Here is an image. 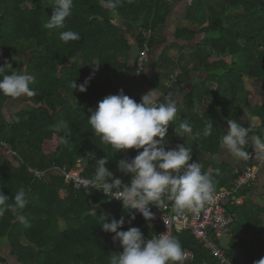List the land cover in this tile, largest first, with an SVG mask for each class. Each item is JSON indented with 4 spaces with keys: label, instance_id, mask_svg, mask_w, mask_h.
Here are the masks:
<instances>
[{
    "label": "trees",
    "instance_id": "16d2710c",
    "mask_svg": "<svg viewBox=\"0 0 264 264\" xmlns=\"http://www.w3.org/2000/svg\"><path fill=\"white\" fill-rule=\"evenodd\" d=\"M183 1L120 0L116 9L109 10L100 0H73L72 15L65 28L48 30L43 25L55 11L54 0H0V66L7 62L17 72L26 71L33 76L35 83L31 87L37 92L31 99L0 94V137L9 145V149H0L4 153L0 155V189L9 196V203H13V195L21 188L27 192L29 203L23 214L30 224L25 227L10 211L6 212L0 218V245L6 240L11 255L21 263L109 264L110 254L123 249L118 241L114 242V234L102 229V214L107 215L109 222L123 216L126 222L121 230L138 227L145 240L163 230L161 224L147 222L139 213L132 220L122 202L111 201L99 191L76 190L67 185L63 171L82 159L84 175L92 178L95 162L87 155L95 153L96 159L108 157L106 167L130 184L131 177L119 172L118 161L134 158L136 150L116 153L101 143L88 116L98 102L118 95L121 89L140 102L133 91L151 65L157 80L151 88L167 91L166 95L175 93L174 87L166 90L162 86L157 70L160 63L174 65L168 57L169 47L158 62L153 64L149 57L140 75L138 58L145 45L151 54L155 46L164 43L168 19L174 6ZM186 22L191 27H178L176 39L192 42L198 35L205 37L186 57L194 65L187 67L184 74L205 71L207 75L189 98H194L197 90L202 91L220 115H202L191 109L188 101V116L180 123L189 122L193 128L191 136L199 144L204 137L196 138L194 133L211 120L214 128L208 136L212 142L209 153H215L224 134L220 125H228V119L239 121L241 116L242 78L264 80V0H191ZM65 30L78 32L80 41H61L60 33ZM93 59L103 65L87 91L73 90L72 81L79 85L93 75V68L88 66ZM211 59L215 60L210 62ZM10 72L6 70L7 74ZM61 121L67 123L68 130L57 132L55 126ZM173 129H168L167 136L175 135ZM226 181L219 186H225ZM237 208L229 207L228 211L237 217ZM260 213L264 218V209ZM253 215L245 217L246 223L232 224L227 252L235 264H254L264 258V231L260 229L263 219ZM173 236L185 250L194 253L195 261L189 264H216L189 232L175 230ZM5 262L0 255V264Z\"/></svg>",
    "mask_w": 264,
    "mask_h": 264
},
{
    "label": "clouds",
    "instance_id": "9594fccd",
    "mask_svg": "<svg viewBox=\"0 0 264 264\" xmlns=\"http://www.w3.org/2000/svg\"><path fill=\"white\" fill-rule=\"evenodd\" d=\"M55 11L43 25L48 30L63 29L66 20L71 17L73 0H54ZM103 7L114 10L120 0H100ZM64 43L80 41L81 35L73 30L60 33ZM99 59H93L88 66L93 68V75L82 84L71 82L73 90L81 93L87 91L94 74L99 71ZM6 70H11L10 74ZM33 76L26 71L13 70L10 63L0 66V94L15 98L31 99L37 95ZM157 92L152 90L141 97L140 102L129 97L121 89L118 95L106 96L98 102V106L88 116V122L101 143L111 146L115 152L136 150L132 159L118 161V170L122 175L130 176V184L117 178L106 165L109 158L96 159L95 153L87 155L95 162V173L90 184L102 192L108 199L121 201L123 208L135 219L141 214L145 221L154 219L152 207L167 208L171 202L172 210L177 216L186 213L198 214L206 205L215 202L216 181L208 172L203 171L201 163L193 162L192 148L177 145L166 150L165 140L169 125L178 118L179 105L174 93H169L163 102H157ZM228 131L220 138V147L225 153L237 160H247L249 153L245 146L251 143L257 150V159H264V139L253 134L250 127H244L237 120L228 119ZM214 124L210 120L202 130L194 133L196 138L208 137L213 133ZM57 132L68 130L66 122L55 126ZM178 136L192 135L193 128L187 120L175 127ZM158 138V139H157ZM142 150V151H141ZM220 175V169L215 170ZM9 196L0 189V218L11 212L15 219L25 227H30L23 210L29 203L27 192L21 188L13 195V203ZM102 229L114 234V242L118 241L122 252L112 253L109 264H185L189 257L178 238L167 232L153 234L145 240L138 227H129L123 231L125 218L119 220L107 215L99 216ZM130 223V221H129ZM264 264V258L254 262Z\"/></svg>",
    "mask_w": 264,
    "mask_h": 264
},
{
    "label": "crops",
    "instance_id": "0c3cea01",
    "mask_svg": "<svg viewBox=\"0 0 264 264\" xmlns=\"http://www.w3.org/2000/svg\"><path fill=\"white\" fill-rule=\"evenodd\" d=\"M182 3L183 2H180L174 6L170 18H174V14L177 12L176 9ZM183 4L182 12L180 13L181 17L178 18V24L174 26V28H170L168 27L167 22L164 30L165 34H167V40L164 39L163 44L157 45L160 48V52L157 56L158 60H151L153 64L158 62L163 51L168 47L172 48V51L168 52V57L174 62V65L170 63H163L157 70L161 73L162 86L166 87V90L174 87V94L178 101V118L174 124L169 125V129L174 128L173 130H175V127L180 124V121L185 118V116H188L189 109L186 108V103H188V101H190V104L188 103L190 108L197 109V111L202 115H208L212 112H216L217 116L220 115L218 110L214 109V103H212L211 100L202 93V91L200 93V90H197L196 96L192 99L189 98L190 94L195 91L197 86L200 85L201 87V83H204L207 75L205 74V71L201 73L192 71L188 76H185V69H188L187 67H192L194 65V61L189 60L186 57L191 54L192 48L204 40L205 35H198L192 42L176 39V30L178 27H181L183 25L181 23L186 20L187 8L189 6V4ZM157 46H155L154 49H156ZM151 54H153V51ZM182 60L184 63H182ZM214 60L215 59H211L210 62ZM148 67L150 71L148 72L147 70V73L141 79L139 86L133 91L134 96L141 98L146 93L156 90L157 102H163L167 97V91L158 92L159 90L156 88H151V85L157 80L156 73L153 71L152 65ZM242 81L244 85V93L242 94L244 104L240 110L241 116L239 118V122L244 127H250L253 130V134L259 136L264 133V80H258L257 78L253 79L248 76H244ZM220 127L222 132L226 133L228 131V125L221 124ZM185 144L186 146L192 148L193 162L199 161L202 165L203 171L208 172L214 177L216 181V190L230 187L233 181L237 178L236 174L238 176L247 166H252V168H254L255 172L257 173V178L253 182V185L250 189L246 191L244 190L245 193H243L244 191L241 193V197H244V199L242 204L234 211V213L239 215L237 217L235 215L234 223H246L247 221L245 222V217L252 213L256 218H259L260 220L263 219L264 224L263 214H259V210L264 209V162H261L259 163L260 165H258L256 148L251 143H249L245 146V150L249 153V158L247 160H237L227 155L220 146L216 150L217 152L209 153L210 147L212 148V142L208 137H204L199 144H196L194 141V136L191 135H185L184 138L178 136L176 133L175 135L169 134L166 136V150L173 149L177 145ZM0 155H4V153L0 151ZM216 169H220V175L218 176L215 174ZM233 176L236 178L234 177L233 179ZM225 180H227L226 185H221L220 187L219 185ZM260 229H263L264 231V225H261ZM2 242L3 244L0 245V255L6 259V262L3 264H23L18 260L17 256L11 255V248L8 242L6 240H3ZM212 259L217 264V261L213 257ZM194 261L195 258L193 260H186L185 264L193 263Z\"/></svg>",
    "mask_w": 264,
    "mask_h": 264
},
{
    "label": "built area",
    "instance_id": "2783aa9c",
    "mask_svg": "<svg viewBox=\"0 0 264 264\" xmlns=\"http://www.w3.org/2000/svg\"><path fill=\"white\" fill-rule=\"evenodd\" d=\"M149 52V47L145 45L138 58L139 75L145 71L147 63L149 62ZM259 136L264 139V133ZM0 149H9V145L1 137ZM257 160L258 165L264 162V159ZM84 172L83 160L78 159L74 167L68 171L66 169L63 171L65 183L69 186H73L76 190H96L90 184L91 178L86 177ZM256 178L257 173L254 168H252V166H247L237 176L230 187L216 190L215 202L206 205L198 214L186 213L183 216H177L172 210L171 202H168L167 208H151L154 219L150 222L161 224L164 227L161 233L168 231L172 236L175 230L187 231L200 242L210 256L217 261V264H235V262L229 258L227 252L228 243L233 235L232 224L235 221V215L230 214L228 208L238 207L242 204L244 197H241V193L251 187ZM111 201L121 202L117 200ZM186 251L190 253L187 260H193L195 255L189 250Z\"/></svg>",
    "mask_w": 264,
    "mask_h": 264
},
{
    "label": "rangeland",
    "instance_id": "374dc122",
    "mask_svg": "<svg viewBox=\"0 0 264 264\" xmlns=\"http://www.w3.org/2000/svg\"><path fill=\"white\" fill-rule=\"evenodd\" d=\"M190 2H191V0H184L183 1V3H186V5L190 4ZM183 3L178 7L179 9L178 8L176 9L177 12H175L174 18H170L168 20V27H170V28L173 27L174 28V26H176L178 24V18L181 17L180 13L182 12V8H183V5H184ZM181 24H183L181 27H189V26L191 27V24L186 22V20L183 21V23H181ZM163 38L165 40H167V34H165V31L163 32ZM171 49H172L171 47L168 48L169 52L172 51ZM152 51H153V54H150V61L151 60L152 61L158 60L157 56H158V53L160 52L159 46H157V48L153 49ZM160 65H162V63H160ZM148 68H147V70L149 72L150 69H148ZM147 70H146L145 74L147 73Z\"/></svg>",
    "mask_w": 264,
    "mask_h": 264
}]
</instances>
